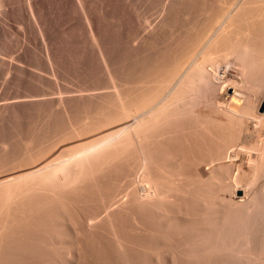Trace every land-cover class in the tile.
I'll return each instance as SVG.
<instances>
[{"label":"rangeland","instance_id":"374dc122","mask_svg":"<svg viewBox=\"0 0 264 264\" xmlns=\"http://www.w3.org/2000/svg\"><path fill=\"white\" fill-rule=\"evenodd\" d=\"M161 1H163V3ZM164 1L165 0H152V1L141 0L140 2V0H138L137 10L139 11L137 12L139 13H137L136 14L137 16H135L130 0H94V1L92 0V19L94 25L93 34L95 33L94 34L95 36L91 38L89 37V35L85 34L78 20L72 19L69 8L64 4L57 3L54 0H41L42 4L38 7L39 11L37 10L36 12V17L39 20L38 27L41 33V36L39 37L36 28L29 21L28 16L24 11H19L15 9L14 5H11L8 0H0V101L2 100L0 102V142H1L0 143V151H1L0 174L9 172L11 170H16L22 167H27V166L31 167L33 166V164H37L45 159H47L46 161L49 164L47 165V167L45 166L40 169L30 171L24 177L18 180H14L10 185L11 195L8 198H5L3 192L0 194V225L2 224V220L8 217L9 222L11 221L10 222L11 228L15 229L18 226L19 221L24 216H26L23 218L25 220V223L27 222L25 226L26 229L25 233H27L26 238L28 239L27 253H26V258L27 256L28 258L26 259V264H31V262L32 264H35L36 262H37L36 264H40L41 262L45 264V261L46 264H55V263L63 264V262H65L64 264L66 263L95 264L97 262H98L97 264H99V262L100 264H107V263L114 264L117 262H118L117 264H128V263L147 264L149 260L153 261L154 264H171V262L172 264H177V263L178 264H210V263L211 264H264V238H263L264 237V209H263L264 193H262L264 192V190H262L264 189V181H263L264 154L261 156V158L256 160L257 164L256 161L253 160L254 162H251V160H249L253 158H247L244 155L241 156V158L240 156H238L237 157L238 159L237 158L233 159L234 164L231 162L232 160L230 157H226V151L229 148H232V146L237 147L240 144L241 136L243 135L245 129L247 135L250 136L249 137L246 136V138L248 137L247 139L244 138L243 144L251 148L254 147L257 144L258 139L261 140L262 136L264 135L263 133L264 128H262L264 127L263 126L264 120L261 123L256 124L255 125L256 127L255 126L254 128L251 127L252 130L251 128L248 127V124L246 122L248 120L247 119L248 115L252 116L253 114L262 113L264 111V103H263L264 100L261 101L260 98L263 96L264 93V89H263L264 86H262L261 88V84L262 85L264 84L263 81L264 80V36H261L260 38L257 37L255 40L256 43L261 46V48L258 51L255 50L254 52H251L243 47L242 42L244 41V38L246 36V35L244 36V33L242 34V32H238L235 35H232L231 37H229V39L226 42H224V44L220 46V48L222 49H220V51L217 53V56H214L215 59L217 58L216 61L213 57H211L215 61L214 62L213 60H211L213 64L209 60L206 62L207 64L206 63L204 64L205 68L207 67L206 69L198 70V71L197 69H191L187 71L186 73H184L185 77L183 74L181 78H179V80L175 83L176 85L171 87L173 90L171 88L168 90L169 88L168 82H170L169 85H171L174 79L178 77L180 72L179 70H181L186 56L189 55V51H191L190 49L194 48V46L197 43V40L200 38L201 32L199 31L205 25L207 26V24L213 18V14L215 12L216 7L218 6V3L216 0H207L206 4L202 5V3H200L201 0H196V1L180 0L182 1L181 3L180 1L175 0L173 2L175 5L173 3H170L167 4L168 6H165V8L168 7L166 8L168 11L165 10V8L163 11H161L162 7L160 6H163ZM143 4H145L147 7L145 6L143 7ZM146 8L149 9L146 10ZM183 8H185V10ZM155 10L157 12H160L158 13L159 17L156 16L157 12ZM152 11L154 12L152 13ZM162 12L166 18L162 15ZM195 13L196 14L198 13L199 15L197 14L198 15L197 16ZM150 16H153L154 18L153 17L150 18ZM207 16H209L208 17L209 19L207 18ZM145 17H149L150 20H148L149 18H145ZM247 17L246 18L248 19V21L253 19L252 16H247ZM145 19H147L149 22L146 23ZM162 19L165 21H163ZM144 20H145V25L143 23ZM153 21H155L154 23L156 25L153 24ZM138 22L139 24H141V26H139ZM198 23L200 26H198ZM148 24L151 27L155 25L154 26L155 28L153 27L151 30V27ZM163 25L165 26L163 27ZM185 27L187 28V31ZM141 28L143 30L147 28L148 30L146 31L145 29L146 31L145 32ZM170 29H172L171 32ZM192 32L194 35L192 34ZM98 35L99 37L97 38ZM138 35L139 36L141 35L140 38ZM95 38H97L98 40L96 41L97 43L95 42ZM99 49L101 52H99ZM103 53L104 55H102ZM228 56L230 58L233 56L231 60L232 61L235 60V61L233 62L231 60L227 61V59H230L228 58ZM244 56L246 60L243 58ZM103 57L105 58L104 60H102ZM238 57L240 60L243 59L244 64H242V60L241 62H238L239 60ZM248 58L250 59V63L252 61L251 64L249 63ZM153 61L156 63H154ZM218 61L219 63H221V65L218 63ZM244 61H247L246 63H249L250 66L252 65L251 70L253 72H251V70L249 69L250 66L248 64L246 65ZM230 62L231 64H229ZM105 63H107V65H104ZM172 63L174 66L172 65ZM174 63H176V65ZM216 63H218L217 65H219L217 66V68L222 67L224 64L228 63L230 65L228 68L229 70L227 69L226 72L227 71L228 72L226 74L224 73L226 75L225 77L221 72H218L217 73V75L219 74L218 78L211 77V79H208L209 77L206 75L209 72H207L206 70L208 71H210L211 69L214 70V68H216ZM234 63L236 64L241 63L240 67L243 68L240 69H242V71L246 69L247 71L246 70H245L246 72L244 71L246 75L245 74L242 75L244 72H241L240 74V71L239 72L237 71L240 70L238 69L239 64L236 65ZM211 64L212 66L214 65L213 66L214 68L211 66ZM234 65H236L238 68ZM107 67H109V69H107ZM208 67H212V68L209 69ZM247 68L250 70L249 72ZM151 70L152 71L155 70V72H152ZM162 71H164L167 75ZM202 71H204V73H202ZM156 72L158 74H156ZM205 72L207 73L206 75ZM233 72L236 74V77L235 74H233ZM157 75L159 76V78ZM169 75H171V77H169ZM198 75L200 77L205 76L204 78L207 77L209 81L217 80L218 83L222 82V84L218 85L217 82H214L213 84L216 83L217 85L215 84L216 86L214 85L212 86L210 82V85H207L208 87H206L208 90V92L206 90L207 92V96H206L205 94L206 92L204 91L205 89H203V86H205L206 83L202 84V82L205 79L200 78ZM208 75L211 76L210 73ZM238 75L241 77V79L240 77H238ZM140 76L141 78L139 79ZM245 76H248L250 79L248 80V77ZM242 77H245V79ZM160 78H162V80L157 82V80H159ZM111 79L113 80V82ZM207 79L205 80V82L207 81ZM220 79L222 81H219ZM230 79L232 82H234L232 83L233 87L229 84L227 85L231 87L230 91L232 90V88H234V85L235 87L241 88V91H239L240 90L239 88H234L235 96L233 95L234 101L236 99L237 100L242 99L238 101L240 102L239 103L240 105L238 104L237 101H235V103L234 101L231 102V100H229L228 95L221 98L222 92L221 91L219 92V90L221 88L223 90L227 81L231 84ZM136 80H138L139 84L137 83ZM151 80L153 81V84ZM164 80L166 83L164 82ZM242 80H246L247 84H245L244 81L243 83ZM223 81L225 85L223 84ZM249 81H251L252 83ZM124 82L126 83V85ZM239 82L240 83L242 82V84L245 85L242 86L241 84V86H238L240 85ZM257 82L260 83L255 86ZM113 83L114 85H117V87L115 86V88H113L114 87ZM133 83H135V86ZM252 84L254 85V87ZM132 85L134 88L132 87ZM162 85H164L165 87ZM201 85L202 87L199 89L198 87H200ZM223 85L224 87H222ZM248 85L251 86L250 88L251 90L250 89L248 90L249 92L244 87L247 86V88H249ZM104 87L106 89L108 88L110 91L107 89L106 92V89ZM242 87L244 88L242 89ZM92 88H94V91H92ZM119 88H120V94H118ZM208 88L210 89V91ZM100 89L102 90L104 89V90L101 91ZM166 89L168 91H166ZM201 89L203 90V92L202 91L199 92V90ZM215 89L217 90L216 92L213 93L212 91H215ZM236 89L238 92V93L236 92L237 94L235 93ZM252 89L255 90L257 89L259 93ZM57 90L60 91V94L58 93ZM157 90L160 93L157 92ZM193 90L195 91L194 93ZM243 90L244 92H242ZM146 91L148 94L146 93ZM217 91L220 94V96L217 93ZM252 91H254L255 96ZM198 92L201 96L205 94L204 96L206 98L204 96L201 97L200 95H198ZM239 92L242 93L241 94L242 96H239ZM260 92L262 93L260 94ZM161 93H162L161 96L162 99L160 100ZM165 93L169 97L167 95L163 96ZM195 93L197 96H199L198 97L199 99L196 97V95H194ZM117 94L119 95V97L121 96L120 99L122 98L121 100L122 102L121 101L119 102V98L117 97L118 96ZM142 94H144V96ZM190 94L191 95L193 94V96H191ZM91 95L96 97H92ZM184 95L186 97L188 96V98L185 99ZM256 95H258V98L256 97ZM210 96L215 97L216 100L212 99L213 97ZM193 97L195 98V100H193ZM254 97L256 98V100ZM156 98H157V102H156L157 105L154 108L155 111L147 113L144 116V118H142L143 121L142 119L139 118L138 120L137 114H139V112L145 109H148L149 107L147 108V106L150 105L151 107L153 102L155 104ZM165 98L167 101L164 100ZM172 98L173 100H177L179 98L182 99L174 102ZM205 99H207V101L210 102V104L209 103L207 104V101L205 102ZM211 99L214 101H212ZM97 100L99 101L101 100L103 102L98 101L97 103ZM168 100L169 101L172 100L173 102L170 101L171 103L168 104L169 103ZM217 100L219 103L216 102ZM221 100H223L224 103L220 102ZM255 101L258 102L256 103ZM121 103L123 108L121 106ZM160 103L162 104L159 105ZM141 104L142 106H138ZM216 104L217 105L220 104L218 105L219 107L216 106ZM224 104H225V108H224ZM237 104L239 105V108ZM233 105L237 106L238 109H236L235 106L234 108ZM161 106L162 108H160ZM251 106L252 108H249ZM102 107L104 110H102ZM129 107L131 108V110L129 109ZM195 108H197L196 112H195ZM228 108H231L236 112L231 111ZM121 109L122 110L125 109V110L122 111ZM204 109L207 111V113H200L201 110L203 112ZM132 110L134 113L132 112ZM185 110L188 111L186 112ZM253 110H255L254 113ZM135 111H139V112L137 113ZM198 111L200 114L198 113ZM127 113L130 117L132 115V117L130 118L127 115ZM217 116L219 117L217 118ZM222 119L224 120L222 121ZM126 120L127 121L131 120V121L127 123ZM241 120L243 122H241ZM105 125L107 127L109 126V128L107 129ZM124 125H125V130H127V132H124V134L121 135L120 134L121 132L119 130ZM257 125H260L262 127L260 126L258 127ZM115 126L120 128L118 129ZM101 128L102 130H100ZM132 128L133 130H131ZM103 129H104V133H103ZM110 129H112L113 131ZM74 130L76 132H74ZM93 130L94 131L97 130L98 132L97 131L94 132ZM247 130L249 132L251 131L252 133L248 134L249 132ZM90 133H91V137H90ZM101 133L104 135H101ZM84 134H86L87 137ZM28 135L29 136L31 135L32 138L31 137L29 138ZM81 136H83V138ZM135 136L137 138H135ZM28 138L30 140H28ZM143 138L145 139V141ZM262 139H264V137ZM2 142L5 144H3ZM77 142L79 143V146ZM59 144L61 145L58 146ZM135 144L137 147L135 146ZM138 144L140 145V149ZM3 145L4 147L5 146L7 147L4 148ZM61 146L63 148H61ZM54 148L56 149L61 148V149L60 150L58 149L59 151H57ZM64 148H68V149H64ZM53 150H55L56 153ZM140 154H143L146 157V162H145L146 166L144 165V167L142 168L139 167L137 168ZM244 157L246 161H244ZM59 160H63L60 165L58 166L51 165L52 163H55ZM219 160H221V162ZM214 161H216L219 164L216 165L217 163L215 162L216 163L215 164ZM225 161L226 162L228 161L230 163L227 164ZM211 162L215 166H212L213 164H211ZM236 164L239 168L236 166ZM210 166L212 167L210 168ZM240 166L242 168H240ZM255 167L258 169L256 170ZM136 168L139 170H137ZM211 169L214 171V173H212L213 171ZM135 170L140 171L139 173L136 171L140 175L138 174L134 175ZM245 170L247 171V174ZM198 172L202 173V176H200V173ZM237 172H240L239 175L237 174ZM252 174L254 176L251 180L254 181H252V183H249L248 180L252 177L251 176ZM150 176L152 177L151 180L149 178ZM203 176H205L203 178L204 180L199 179ZM140 178L141 180H139ZM214 178H216L217 180ZM254 178H256V180ZM229 179L231 180V182L229 181ZM232 179L235 181H233ZM155 180L157 181V184ZM161 180L164 182H162ZM237 180L239 182H237ZM241 180H243L242 181L243 183L241 182ZM138 181H140L141 184H139L140 182L137 183ZM165 181L172 184L168 185V183L166 184ZM174 182H176V184L178 182V184L176 185L174 184ZM253 183H255V185ZM149 184L152 186L151 189H155L157 194L155 196L154 195L151 196L154 198L151 199L150 197V199L147 202H140L138 200L137 195L138 193H140L141 190L143 192L147 191L148 189L150 190ZM242 184L244 185L242 186ZM245 184H247V189ZM249 184H251V186H249ZM140 185L141 188L143 186L142 189L140 188ZM182 185H186V187ZM232 185H236L237 188L239 187L238 188L239 190H236L233 193ZM144 186L146 188H144ZM165 187L166 188L168 187L170 190L169 189L167 190ZM243 187L244 189L242 190ZM34 188L36 190H34ZM47 190L50 191L51 194ZM162 190H164V193H162L163 192ZM44 191H46L47 193ZM122 193L123 194L127 193V195L125 194L124 196H122L123 195ZM157 195L159 197H157ZM245 195L247 196L245 197ZM118 196H121V198L126 197L128 203L126 202L124 207H122V209H120L117 212L114 210V212L110 215L101 216L102 212L106 208L105 206L110 204ZM243 197L245 199H243ZM253 199L255 201H253ZM246 203H250V205ZM248 205L249 207H247ZM72 207H74V209ZM168 212L169 214H167ZM91 216L94 217L93 219L97 217V220H95V223L93 222L91 225H88V222L86 221L85 218H90ZM172 216L174 218H172ZM218 221H220L219 224ZM112 225L114 228H112ZM34 226L36 228H33ZM92 227L94 230L92 229ZM70 228L72 229L71 232L69 231ZM101 230L104 233H102ZM114 231L117 236L114 234ZM214 233H216V236ZM81 236L83 238H81ZM115 236L119 238V240H117ZM75 237L79 239L81 238V240L76 239ZM95 237L97 239H95ZM121 240L123 242H121ZM94 249L95 251H93ZM208 250L210 251L208 252ZM91 251L94 254H97V256L92 254ZM230 251H232V253ZM86 252L89 253L87 256H85L87 254ZM254 256L257 258H255ZM72 257H74V260ZM80 258H82L81 260H79L81 261V263H79L78 261V259ZM91 258L94 260L95 263L94 262L91 263L93 261L91 260ZM260 259H262L263 261ZM75 260L77 263L75 262ZM252 261H254V263Z\"/></svg>","mask_w":264,"mask_h":264},{"label":"bare ground","instance_id":"6f19581e","mask_svg":"<svg viewBox=\"0 0 264 264\" xmlns=\"http://www.w3.org/2000/svg\"><path fill=\"white\" fill-rule=\"evenodd\" d=\"M9 1V3L11 4V5H14V8L15 9H17V10H19V11H24L26 14H27V16H28V19H29V21L34 25V27L36 28V30H37V33H38V36L40 37L41 36V33H40V30H39V20L37 19V17H36V12H37V10H38V7L42 4L41 3V0H8ZM54 1H56L57 3H61V4H64V5H66L68 8H69V10H70V13H71V17H72V19H76V20H78V22L80 23V25H81V27L83 28V30H84V32H85V34H87V35H89V37H91V38H93L95 35V33L93 34V31H94V25H93V19H92V0H54ZM94 1V0H93ZM150 1H152V0H150ZM175 0H165L164 1V4H163V6H160V7H162L161 8V11H163L164 10V8H165V6H168L167 4H170V3H173ZM178 1H180V0H178ZM178 1H177V3H178ZM191 1V0H190ZM189 1V2H190ZM196 1V0H195ZM217 1V3H218V6L216 7V9H215V12H214V14H213V18L210 20V22L207 24V26L205 25L204 27H202V29L199 31V32H201L200 33V38L197 40V43H196V45L194 46V48H192V49H190L191 51H189V55L188 56H186L185 54V56H186V58H185V61H184V63H183V65L182 64H180V65H182V68H181V70H179L180 72H179V75H178V77H176V75H175V77H176V79H174V81H173V83L171 84V85H169L170 84V82H168L169 84H168V86H169V88H168V90L171 88V87H173L174 85H176L175 83L179 80V78H181V76L184 74V73H186L187 71H189V70H191V69H197V71L198 70H204V69H206L205 68V66H204V64L207 62V61H211V60H213L214 61V56H217V53L220 51V49H222V48H220V46L222 45V44H224V42H226L228 39H229V37H231L232 35H235L236 33H238V32H242V34L244 33V36H245V38H244V41L242 42L243 43V47L246 49V50H249V51H251V52H254L255 50L256 51H258L260 48H261V46L259 45V44H257L256 43V38L257 37H261V36H264V0H216ZM130 2H131V5H132V9H133V12H134V15L135 16H137L136 14L137 13H139V12H137V11H139V10H137V7H138V0H130ZM140 2H141V0H140ZM162 3H163V1H161ZM182 1H180V3H181ZM188 2V3H189ZM206 2H207V0H201L200 1V3H202V5H205L206 4ZM143 3V2H142ZM187 3V4H188ZM49 4V3H48ZM96 4V3H95ZM174 4V3H173ZM182 4H184V3H182ZM97 5V4H96ZM95 5V6H96ZM161 5V4H160ZM175 5V4H174ZM48 6V5H47ZM102 6V5H101ZM147 7L145 4H143V7ZM184 6V5H183ZM188 6V5H187ZM125 7V6H124ZM129 7H130V5H129ZM152 7V6H151ZM150 7V8H151ZM102 8V7H101ZM155 8V7H154ZM153 8V9H154ZM166 8H168V7H166ZM165 8V10H167ZM196 8V7H195ZM203 8V7H202ZM209 8V7H208ZM41 9V8H40ZM149 9V8H148ZM147 8H146V10H148ZM175 9V8H174ZM184 10H185V8H183ZM194 9V8H193ZM206 9V8H205ZM204 9V10H205ZM125 10V9H124ZM157 10V9H156ZM155 10V11H156ZM169 10H171V9H169ZM39 11V10H38ZM141 11V10H140ZM150 11H151V9H150ZM149 11V12H150ZM168 11V10H167ZM187 11V10H186ZM199 11V10H198ZM144 12H145V10H144ZM148 12V11H147ZM154 11H152V13H153ZM157 12V11H156ZM202 12V11H201ZM206 12V11H205ZM99 13V12H98ZM143 13V12H142ZM158 13H160V12H157V15L156 16H158L159 14ZM170 13V12H169ZM190 13H191V10H190ZM151 14V13H150ZM183 14V13H182ZM196 14V13H195ZM198 14V13H197ZM196 14V15H197ZM144 15H145V13H144ZM162 15H163V12H162ZM161 15V16H162ZM169 15H171V14H169ZM199 15V14H198ZM197 15V16H198ZM206 15V14H205ZM208 15V14H207ZM141 16V15H140ZM147 16V15H146ZM154 16V15H153ZM153 16H150V18L151 17H153ZM160 16V17H161ZM164 16V15H163ZM174 16V15H173ZM185 16V15H184ZM193 16V15H192ZM195 16V15H194ZM247 16H252L253 17V19L252 20H249L248 21V17ZM100 17V16H99ZM159 17V16H158ZM165 17V16H164ZM175 17V16H174ZM191 17V16H190ZM200 17V16H199ZM209 16H207V18H208ZM247 17V18H246ZM39 18V17H38ZM145 18H149V17H145ZM150 18L148 19V20H150ZM154 18V17H153ZM163 18V17H162ZM166 18V17H165ZM168 18V17H167ZM172 18V17H171ZM138 19V18H137ZM140 19V18H139ZM141 19H142V17H141ZM175 19V18H174ZM185 19V18H184ZM187 19H188V17H187ZM192 19V18H191ZM200 19V18H199ZM203 19V18H202ZM205 19V18H204ZM209 19V18H208ZM100 20V19H99ZM146 20V23H148L149 21L147 20V19H145ZM145 20H144V25H145ZM153 20V19H152ZM156 20V19H155ZM163 20V19H162ZM173 20V19H172ZM194 20V19H193ZM197 20V19H196ZM206 20V19H205ZM159 21V20H158ZM163 21H165V20H163ZM155 21H153V24H155L154 23ZM161 22V21H160ZM167 22V21H166ZM173 22V21H172ZM193 22V21H192ZM195 22V21H194ZM206 22V21H205ZM141 23V22H140ZM150 23H152V22H150ZM149 23V24H150ZM202 23V22H201ZM138 24H139V22H138ZM148 24V25H149ZM152 24V25H153ZM164 24V23H163ZM171 24V23H170ZM174 24V23H173ZM188 24H190V23H188ZM203 24V23H202ZM206 24V23H205ZM143 25V26H144ZM156 25V24H155ZM154 25V26H155ZM172 25V24H171ZM139 26H141V24H139ZM150 26V25H149ZM154 26H150L151 27V30H152V28L154 27ZM161 26V25H160ZM165 25H163V27H164ZM185 26H187V25H185ZM198 26H200L199 25V23H198ZM202 26V25H201ZM145 27V26H144ZM167 27V26H166ZM165 27V28H166ZM173 27V26H172ZM155 28V27H154ZM160 28H162V27H160ZM168 28H169V26H168ZM171 28V27H170ZM186 28V27H185ZM198 28V27H197ZM142 29V28H141ZM146 29V31L148 30L147 28H145ZM145 29L143 30V31H145ZM156 30V29H155ZM155 30H153V31H155ZM171 30L172 29H170V32H171ZM194 30V29H193ZM197 30V29H196ZM145 31V32H146ZM158 31V30H157ZM186 31H187V28H186ZM189 31V30H188ZM142 32V31H141ZM140 32V33H141ZM150 32H152V31H150ZM190 32V31H189ZM140 33H138V34H140ZM198 33V32H197ZM143 34H144V32H143ZM192 34H193V32H192ZM99 35H100V33H99ZM99 35L97 36V38L99 37ZM154 35H156V34H154ZM187 35V34H186ZM194 35V34H193ZM139 36V35H138ZM141 36V35H140ZM140 36H139V38H140ZM144 37V36H143ZM187 37V36H186ZM196 37V36H195ZM198 37V36H197ZM241 37V36H240ZM97 38H95V42L96 41H98L97 40ZM138 38V37H137ZM151 38H153V37H151ZM194 38V37H193ZM90 39V38H89ZM145 39V38H144ZM188 39H189V37H188ZM197 39V38H196ZM195 39V40H196ZM238 39V38H237ZM141 40H142V37H141ZM153 40V39H152ZM231 40V39H230ZM94 41V40H93ZM193 41V40H192ZM263 41V40H262ZM133 42V41H132ZM229 42H231V41H229ZM237 42H238V40H237ZM97 43V42H96ZM134 43H135V41H134ZM134 43H132V44H134ZM143 43V42H142ZM188 43V42H187ZM191 43V42H190ZM195 43V42H194ZM99 44V43H98ZM102 44V43H101ZM151 44V43H150ZM192 44V43H191ZM143 45V44H142ZM145 45V44H144ZM136 46V45H135ZM183 46V45H182ZM190 46V45H189ZM230 46V45H229ZM232 47H233V44H232ZM98 48H99V45H98ZM238 48V47H237ZM242 48V47H241ZM240 48V49H241ZM100 49H102V48H100ZM100 49H99V52H101L100 51ZM185 49H187V48H185ZM231 49V48H230ZM148 50V49H147ZM236 50V49H235ZM142 51V50H141ZM140 51V52H141ZM243 51V50H242ZM164 52V51H163ZM183 52V51H182ZM185 52H186V50H185ZM229 52V51H228ZM239 52V51H238ZM176 53V52H175ZM184 53V52H183ZM142 54V53H141ZM161 54V53H160ZM167 54V53H166ZM169 54V53H168ZM237 54V53H236ZM102 55H104V53L102 54ZM144 55V54H143ZM106 56H107V54H106ZM230 56V55H229ZM228 56V58H230ZM234 56V55H233ZM232 56V57H233ZM236 56V55H235ZM238 56V55H237ZM243 56V55H242ZM246 56V55H245ZM245 56L243 57L244 59H245ZM102 57V56H101ZM177 57V56H176ZM211 57H213L214 59H212ZM219 57V56H218ZM231 57V58H232ZM253 57V56H252ZM259 57V56H258ZM100 58V57H99ZM121 58V57H120ZM231 58L230 59H227V61L229 60H231ZM105 58L103 57V59L102 60H104ZM165 59V58H164ZM169 59V58H168ZM175 59V58H174ZM179 59V58H178ZM217 59V58H216ZM216 59H215V61H216ZM234 59H237V58H234ZM238 59H239V57H238ZM249 59V58H248ZM255 59V58H254ZM253 59V60H254ZM258 59V58H257ZM106 60H107V58H106ZM130 60V59H129ZM219 60V59H218ZM242 60V64H244L243 63V59H241ZM241 60L239 59L238 60V62H241ZM246 60V59H245ZM101 61V60H100ZM173 61V60H172ZM177 61V60H176ZM180 61H181V59H180ZM214 61V62H215ZM232 61V60H231ZM233 61H235V60H233ZM232 61V62H233ZM237 61V60H236ZM105 62V61H104ZM144 62V61H143ZM154 62V61H153ZM175 62V61H174ZM178 62V61H177ZM212 62V61H211ZM210 62V63H211ZM245 63L247 62V61H244ZM263 62V61H262ZM108 63V62H107ZM107 63H105L104 65H107ZM154 63H156V62H154ZM162 63V62H161ZM167 63V62H166ZM218 63H219V61H218ZM218 63H216V68H214L213 66H212V64H213V62H212V64H211V66L214 68V70L213 69H211L212 67H208L209 69H211L210 71H208V70H206L207 72H209L210 73V75L211 76H209L206 72H205V75L206 76H208L209 78L208 79H211V77L212 78H218L219 77V74L217 75V73L218 72H221L223 75H224V77L226 76L225 74L228 72H226V70L229 68V64H231V62L228 64V63H226V64H224L222 67H218L217 68V66H219V65H217ZM249 63H250V59H249ZM249 63H246V65L248 64L249 66H250V64L252 63V61H251V63L249 64ZM175 65H176V63H174ZM207 64V63H206ZM215 64V63H214ZM220 65H221V63H219ZM233 64V63H232ZM234 64H236V63H234ZM239 64V65H238ZM238 64H236V65H238L239 66V68L236 66V65H234V66H236L238 69H240V68H243V67H240V64L241 63H238ZM123 65V64H122ZM134 65V64H133ZM137 65V64H136ZM142 65V64H141ZM146 65V64H145ZM168 65V64H167ZM170 65V64H169ZM172 65H173V63H172ZM245 65V66H246ZM253 65H254V63H253ZM109 66V65H108ZM144 66V65H143ZM149 66V65H148ZM174 66V65H173ZM242 66V65H241ZM252 66V65H251ZM250 66V70H251V67ZM256 66V65H255ZM106 67V66H105ZM118 67V66H117ZM130 67H131V65H130ZM151 67H153V66H151ZM157 67V66H156ZM168 67V66H167ZM178 67V66H177ZM180 67V66H179ZM232 67H233V65H232ZM125 68H127V67H125ZM146 68V67H145ZM170 68H172V67H170ZM174 68V67H173ZM107 69H109V67H107ZM134 69V68H133ZM165 69V68H164ZM167 69V68H166ZM179 69V68H178ZM233 69V68H232ZM248 69V68H247ZM248 69V72L250 71ZM121 70V69H120ZM175 70H177V69H175ZM229 70V69H228ZM246 69H244V71H245ZM134 71V70H133ZM143 71V70H142ZM150 71V70H149ZM149 71H148V73H149ZM152 71V70H151ZM157 71H159V70H157ZM173 71V70H172ZM238 72L240 71V74H241V72H244V71H242V69H240V70H237ZM247 71V70H246ZM245 71V72H246ZM261 71V70H260ZM259 71V72H260ZM109 72V71H108ZM145 72V71H144ZM152 72H155V70L154 71H152ZM152 72H150V73H152ZM162 72H164V71H162ZM231 72V71H230ZM243 73L242 75H246V73ZM251 72H253L252 70H251ZM110 73V72H109ZM134 73V72H133ZM146 73V72H145ZM165 73V72H164ZM168 73V72H167ZM197 73V72H196ZM202 73H204V71H202ZM225 73V74H224ZM5 74V73H4ZM3 74V75H4ZM154 74V73H153ZM156 74H158L157 72H156ZM166 74V73H165ZM164 74V75H165ZM173 74H174V72H173ZM191 74V73H190ZM233 74H235L234 72H233ZM254 74V73H253ZM252 74V75H253ZM110 75V74H109ZM135 75V74H134ZM143 75V74H142ZM145 75V74H144ZM146 75H149V74H146ZM167 75V74H166ZM193 75H194V73H193ZM204 75V74H203ZM221 75V74H220ZM241 75V76H242ZM6 76V75H5ZM158 76V75H157ZM187 76V75H186ZM199 76V75H198ZM228 76H230V75H228ZM227 76V77H228ZM147 77H149V76H147ZM169 77H171V75H169ZM184 77H185V74H184ZM183 77V78H184ZM200 77V76H199ZM205 77V76H204ZM203 76H201L200 78H204ZM233 77V76H232ZM235 77H236V74H235ZM238 77H240L239 75H238ZM245 77H248V76H245ZM245 77H242V78H244L245 79ZM251 77V76H250ZM255 77H257V76H255ZM105 78V77H104ZM110 78H112V77H110ZM138 78V77H137ZM141 78V76L139 77V79ZM152 78V77H151ZM158 78H159V76H158ZM157 78V79H158ZM163 78V77H162ZM162 78H160L159 80H157V82L158 81H160V80H162ZM166 78V77H165ZM173 78H174V76H173ZM173 78H171V79H173ZM199 78V79H200ZM223 78V77H222ZM116 79V78H115ZM126 79V78H125ZM195 79V78H194ZM205 80L207 79V77L206 78H204ZM207 79V81L205 82V80L203 81L202 79V84L203 83H206L205 84V86H203V89H205L204 91L206 92V90H207V88L206 87H208L207 85H210V82H211V84H212V86L214 85V86H216L217 84L219 85H221L222 84V82H217V80H215V81H209ZM225 79V78H224ZM227 79V78H226ZM229 79V78H228ZM240 79H241V77H240ZM250 78L248 77V80H249ZM252 79H254V78H252ZM258 79H259V77H258ZM109 80V79H108ZM112 80V79H111ZM121 80H122V78H121ZM124 80V79H123ZM170 80V79H169ZM181 80H183V79H181ZM185 80V79H184ZM198 80V79H197ZM247 80V81H248ZM256 80V79H255ZM1 81H3V80H1ZM128 81V80H127ZM137 81V83H138V80H136ZM148 81V80H147ZM150 81V80H149ZM152 81V80H151ZM156 81V80H155ZM172 81V80H171ZM196 81V80H195ZM209 81V82H208ZM219 81H222L221 79L219 80ZM225 81V80H224ZM224 81H223V84H224ZM230 81H231V79H230ZM234 81V80H233ZM241 81V80H240ZM245 82V84H247L246 83V80H242V82ZM259 81V80H258ZM264 81V80H263ZM112 82H113V80H112ZM115 82V81H114ZM132 82V81H131ZM144 82V81H143ZM164 82H165V80H164ZM208 82V83H207ZM214 82H217V84L215 85V84H213ZM237 82V81H236ZM242 82L240 83V85H238V86H241V84H242ZM243 82V83H244ZM249 82H251V81H249ZM248 82V83H249ZM261 82V81H260ZM260 82H257L256 84H255V86L257 85V84H259ZM105 83V82H104ZM109 83V82H108ZM119 83V82H118ZM125 83V82H124ZM130 83V82H129ZM150 83V82H149ZM162 83V82H161ZM166 83V82H165ZM181 83V82H180ZM232 83H234V82H232L231 81V84L227 81V83H226V85H225V87H224V85L222 86V87H224L223 88V90H222V88L219 90V92L221 91L222 92V97L221 98H223L224 96H227L228 95V97H229V100H231V102L232 101H234V98H233V95H234V88H239L238 90L239 91H241V88L240 87H235V85H234V88H232V90L230 91V89H231V87L230 86H227L228 84L229 85H233ZM252 83V82H251ZM255 83V82H254ZM262 83V82H261ZM2 84V83H1ZM121 84V83H120ZM132 84V83H131ZM134 84V86H135V83H133ZM139 84V83H138ZM138 84H137V86H138ZM141 84H143V83H141ZM148 84V83H147ZM152 84H153V81H152ZM179 84V83H178ZM201 84V83H200ZM236 84V83H235ZM245 84H242V86L243 85H245ZM113 85H114V83H113ZM125 85H126V83H125ZM150 85V84H149ZM158 85V84H157ZM183 85H184V83H183ZM253 85V84H252ZM100 86V85H99ZM103 86V85H102ZM110 86H111V84H110ZM115 86L117 87V85H114V87L113 88H115ZM142 86V85H141ZM154 86V85H153ZM162 86H164V85H162ZM182 86V85H181ZM212 86H210V87H212ZM262 86H264V84L262 85L261 84V88H262ZM101 87V86H100ZM132 87H133V85H132ZM150 87V86H149ZM155 87V86H154ZM157 87V86H156ZM160 87V86H159ZM165 87V86H164ZM175 87H177V86H175ZM183 87V86H182ZM195 87H196V84H195ZM202 87V85L200 86V87H198L199 89ZM205 87V88H204ZM233 87V86H232ZM246 89H247V91L251 88V86H249L248 85V87L249 88H247V86H244ZM244 87H242V89L244 88ZM253 87H254V85H253ZM258 87V86H257ZM98 88V87H97ZM96 88V89H97ZM105 88V87H104ZM124 88V87H123ZM127 88V87H126ZM134 88V87H133ZM145 88H146V86H145ZM153 88V87H152ZM215 88H218V87H215ZM220 88V87H219ZM256 88V87H255ZM91 89V88H90ZM106 89V88H105ZM108 89V88H107ZM107 89H106V92H107ZM112 89V88H111ZM117 89V88H116ZM115 89V90H116ZM138 89V88H137ZM140 89V88H139ZM149 89V88H148ZM155 89H157V88H155ZM172 89V88H171ZM178 89V88H177ZM209 89V88H208ZM214 89V88H213ZM258 89V88H257ZM257 89L255 90V89H252V90H255V91H257ZM263 89H264V87H263ZM59 90V89H58ZM57 90V91H58ZM99 90V89H98ZM97 90V91H98ZM101 91H103L102 89H100ZM109 90V89H108ZM141 90V89H140ZM163 90H165V89H163ZM167 89H166V91H168ZM173 90V89H172ZM189 90H191V89H189ZM196 90H198V89H196ZM216 90L217 89H215V91H212L213 93L214 92H216ZM251 90V89H250ZM86 91V90H85ZM92 91H94V88H92ZM110 91V90H109ZM152 91V90H151ZM150 91V92H151ZM155 91V90H154ZM200 91H202L203 92V90L201 89V90H199V92ZM209 91H210V89H209ZM230 91V92H229ZM260 91V90H259ZM99 92V91H98ZM119 92V93H118ZM118 92H116V93H118V94H120V88H119V91ZM132 92V91H131ZM135 92V91H134ZM133 92V93H134ZM137 92H138V90H137ZM143 92V91H142ZM157 92H159L158 90H157ZM156 92V93H157ZM170 92H171V90H170ZM176 92V91H175ZM180 92V91H179ZM184 92V91H183ZM195 91L193 90V93H194ZM199 92H198V95H200L199 94ZM207 92H208V90H207ZM207 92L205 93L206 94V96H207ZM212 92H209V93H212ZM237 92V89H236V91H235V93ZM242 92H244V90L242 91ZM249 92V91H248ZM253 92V94H254V91H252ZM258 92V91H257ZM58 93L60 94V91H58ZM63 93V92H62ZM112 93H113V91H112ZM121 93H122V91H121ZM124 93H125V90H124ZM146 93H147V91H146ZM160 93V92H159ZM167 93V92H166ZM164 94L163 96H166L167 94ZM178 93V92H177ZM191 93V92H190ZM217 93H218V91H217ZM216 93V94H217ZM238 93V92H237ZM236 93V94H237ZM259 93V92H258ZM262 92H260V94H261ZM89 94V93H88ZM101 94V93H100ZM117 94V95H118ZM131 94V93H130ZM140 94H141V92H140ZM148 94V93H147ZM175 94V93H174ZM188 94V93H187ZM203 94V93H202ZM205 94H203V96L205 95ZM219 94V93H218ZM242 93L241 92H239V96H242L241 95ZM244 94V93H243ZM257 94V93H256ZM92 95H94V94H92ZM91 95V96H92ZM105 95V94H104ZM107 95H109V94H107ZM111 95V94H110ZM137 95H139V94H137ZM143 96H144V94H142ZM172 95V94H171ZM191 95V94H190ZM190 95H189V97H190ZM194 95H196V93L194 94ZM209 95V94H208ZM214 95V94H213ZM112 96V95H111ZM114 96H115V94H114ZM123 96V95H122ZM147 96V95H146ZM151 96V95H150ZM159 96V95H158ZM158 96H155V97H158ZM162 96V93H161V95H160V97ZM168 96V95H167ZM174 96V95H173ZM181 96V95H180ZM185 96V95H184ZM191 96H193V94L191 95ZM201 96V95H200ZM203 96H201V97H203ZM217 96V95H216ZM219 96H220V94H219ZM235 96V95H234ZM237 96V95H236ZM238 96V97H239ZM244 96V95H243ZM251 96V95H250ZM254 96H255V94H254ZM61 97V96H60ZM90 97V96H89ZM92 97H96V96H92ZM98 97H99V95H98ZM101 97V96H100ZM104 97V96H103ZM107 97V96H106ZM118 98H119V102L122 100V98L120 99V97H119V95L117 96ZM130 97V96H129ZM136 97V96H135ZM169 97V96H168ZM168 97H167V99H168ZM195 97V96H194ZM193 97V100H195V98L197 97H199V96H197L196 95V97L194 98ZM205 97V96H204ZM210 97H213V96H210ZM237 97V98H238ZM246 97V96H245ZM252 97V96H251ZM256 97L258 98V95H256ZM63 98V97H62ZM111 98H113V97H111ZM140 98H142V97H140ZM153 98V97H152ZM173 98H175V97H173ZM173 98H172V100H173ZM185 99L186 98H188V96L186 97H184ZM206 98V97H205ZM217 98V97H216ZM220 98V97H219ZM236 98V97H235ZM255 98V97H254ZM261 98V101L262 100H264V93H263V96L262 97H260ZM2 99H4V98H2ZM9 99V98H8ZM8 99H7V101H8ZM93 99V98H92ZM108 99V98H107ZM129 99V98H128ZM145 99H147V98H145ZM162 99V97L160 98V100ZM171 99V98H170ZM180 99H182V98H179V99H177V100H180ZM190 99V98H189ZM191 99H192V97H191ZM199 99V98H198ZM202 99V98H201ZM208 99H210V98H208ZM212 99H215V97H213ZM211 99V100H212ZM233 99V100H232ZM10 100V99H9ZM105 100V99H104ZM110 100V99H109ZM112 100V99H111ZM115 100V99H114ZM132 100V99H131ZM141 100V99H140ZM164 100H166V98L164 99ZM172 100H170V101H172ZM177 100H173L174 102L175 101H177ZM197 100V99H196ZM216 100V99H215ZM220 100V99H219ZM228 100V99H227ZM226 100V101H227ZM240 100H242V99H236L235 101H240ZM255 100H256V98H255ZM2 101V100H1ZM0 101V102H1ZM6 101V100H5ZM61 101V100H60ZM98 101L99 100H97V103H98ZM124 101V100H123ZM146 101V100H145ZM167 101V100H166ZM169 101V100H168ZM169 101V103L168 104H170L171 102ZM172 101V102H173ZM184 101V100H183ZM207 101V99H205V102ZM212 101H214V100H212ZM226 101H225V103H226ZM235 101H234V103H235ZM10 102V101H9ZM99 102H103V101H99ZM122 102V101H121ZM132 102V101H131ZM152 102V101H151ZM156 102H157V98H156V101H155V104H154V102H153V104H152V106L150 107V105L149 106H147V108L148 109H145V110H143V111H141V112H139V111H135V112H139V114H137L138 115V117H137V119L139 118V119H142V118H144V116L147 114V113H149V112H152V111H155V106L157 105L156 104ZM181 102V101H180ZM196 102V101H195ZM198 102V101H197ZM216 102H218V100L216 101ZM215 102V103H216ZM220 102H223L224 103V101L223 100H221ZM248 102V101H247ZM251 102V101H250ZM256 102V101H255ZM258 102V101H257ZM256 102V103H257ZM260 102V101H259ZM3 103V102H2ZM108 103H109V101H108ZM113 103V102H112ZM127 103V102H126ZM130 103V102H129ZM162 103H163V101H162ZM162 103H160L159 105H161ZM201 103V102H200ZM210 104V102H208L207 101V104ZM219 103V102H218ZM240 102H238V104H239ZM264 103V102H263ZM8 104V103H7ZM100 104V103H99ZM101 104H103V103H101ZM119 104V103H118ZM138 104V103H137ZM167 104V103H166ZM181 104V103H180ZM188 104V103H187ZM199 104V103H198ZM230 104V103H229ZM228 104V105H229ZM233 104V103H232ZM237 104V106H238V108H239V105ZM255 104V103H254ZM104 105H105V103H104ZM107 105V104H106ZM112 105V104H111ZM124 105V104H123ZM144 105V104H143ZM178 105V104H177ZM194 105V104H193ZM196 105V104H195ZM214 105V104H213ZM218 105H220V104H218ZM217 104H216V106H218ZM222 105V104H221ZM231 105V104H230ZM245 105V104H244ZM101 106V105H100ZM121 106H122V103H121ZM136 106V105H135ZM135 106H133V107H135ZM138 106H142V104L141 105H138ZM163 106H164V104H163ZM232 106V105H231ZM235 105H233V107H234ZM237 106H235L236 107V109H238L237 108ZM3 107V106H2ZM104 107V106H103ZM103 107H102V110H104L103 109ZM109 107V106H108ZM113 107V106H112ZM170 107V106H169ZM187 107H188V105H187ZM219 107V106H218ZM221 107V106H220ZM223 107V106H222ZM234 107V108H235ZM258 107V106H257ZM99 108V107H98ZM122 108H123V106H122ZM138 108V107H137ZM160 108H162V106L160 107ZM172 108V107H171ZM170 108V109H171ZM194 108V107H193ZM224 108H225V104H224ZM227 108V107H226ZM249 108H252V106L251 107H249ZM108 109V108H107ZM129 109L131 110V108L129 107ZM140 109H141V107H140ZM143 109V108H142ZM154 109V110H153ZM159 109V108H158ZM179 109V108H178ZM184 109V108H183ZM191 109V108H190ZM196 109L197 108H195V112H196ZM198 109H199V107H198ZM200 109H201V107H200ZM206 109V108H205ZM203 110V112H202V110H201V112L200 113H207V111L206 110ZM213 109V108H212ZM229 110H231V111H234V110H232L231 108H228ZM254 109V108H253ZM122 110V109H121ZM125 109H123L122 111H124ZM157 110V109H156ZM177 110V109H176ZM208 110V109H207ZM218 110H219V108H218ZM225 110V109H224ZM252 110V109H251ZM101 111V110H100ZM112 111V110H111ZM121 111V112H122ZM127 111V110H126ZM125 111V112H126ZM160 111V110H159ZM175 111V110H174ZM173 111V112H174ZM180 111V110H179ZM186 111V110H185ZM188 111V110H187ZM186 111V112H187ZM193 111H194V109H193ZM200 111V110H199ZM199 111H198V113H199ZM206 111V112H205ZM99 112V111H98ZM132 112H133V110H132ZM166 112V111H165ZM184 112V111H183ZM226 112V111H225ZM234 112H236V111H234ZM252 112V111H251ZM255 112V110H253V113ZM7 113V112H6ZM100 113V112H99ZM130 113V112H129ZM134 113V112H133ZM157 113H158V111H157ZM164 113V112H163ZM193 113V112H192ZM199 113V114H200ZM213 113V112H212ZM250 113V112H249ZM5 114V113H4ZM98 114V113H97ZM104 114V113H103ZM131 114V113H130ZM166 114V113H165ZM231 114V113H230ZM237 114H238V112H237ZM244 114V113H243ZM105 115V114H104ZM127 115H128V113H127ZM126 115V116H127ZM150 115V114H149ZM148 115V116H149ZM152 115V114H151ZM182 115V114H181ZM196 115V114H195ZM220 115V114H219ZM234 115V114H233ZM107 116V115H106ZM117 116V115H116ZM129 116V115H128ZM170 116V115H169ZM168 116V117H169ZM176 116V115H175ZM204 116V115H203ZM213 116V115H212ZM211 116V117H212ZM226 116V115H225ZM63 117V116H62ZM111 117V116H110ZM130 117V116H129ZM131 117H132V115H131ZM130 117V118H131ZM154 117V116H153ZM172 117V116H171ZM206 117V116H205ZM214 117H216V116H214ZM219 116H217V118H218ZM8 118V117H7ZM91 118V117H90ZM98 118V117H97ZM128 118V117H127ZM127 118H125V119H127ZM197 118V117H196ZM208 118V117H207ZM213 118V117H212ZM243 118V117H242ZM9 119V118H8ZM92 119V118H91ZM101 119V118H100ZM103 119V118H102ZM106 119V118H105ZM129 119V118H128ZM134 119V118H133ZM138 119V120H139ZM149 119V118H148ZM214 119V118H213ZM216 119V118H215ZM220 119H221V117H220ZM247 124H248V127L249 128H251V127H253L254 128V126L256 125V124H259V123H261L263 120H264V111L262 112V113H256V114H253L252 116L251 115H248V117H247ZM121 120H123V119H121ZM132 120V119H131ZM130 120V121H131ZM145 120V119H144ZM187 120V119H186ZM224 119H222V121H223ZM226 120V119H225ZM89 121V120H88ZM127 121V120H126ZM125 121V122H126ZM130 121H127V123H129ZM142 121H143V119H142ZM141 121V122H142ZM146 121V120H145ZM144 121V122H145ZM160 121V120H159ZM103 122V121H102ZM115 122V121H114ZM118 122V121H117ZM135 122V121H134ZM163 122V121H162ZM241 122H243L242 120H241ZM92 123V122H91ZM94 123V122H93ZM101 123V122H100ZM104 123V122H103ZM106 123V122H105ZM116 123V122H115ZM121 123V122H120ZM123 123H124V121H123ZM109 124V123H108ZM118 124V123H117ZM126 124V123H125ZM136 124H137V122H136ZM135 124V125H136ZM138 124H139V122H138ZM142 124V123H141ZM155 124V123H154ZM10 125V124H9ZM110 125V124H109ZM157 125V124H156ZM11 126V125H10ZM106 126V125H105ZM104 126V127H105ZM114 126V125H113ZM120 126V125H119ZM121 126H122V124H121ZM129 126V125H128ZM141 126V125H140ZM147 126V125H146ZM152 126H154V125H152ZM177 126V125H176ZM197 126V125H196ZM222 126V125H221ZM247 126V125H246ZM258 127L260 126V125H257ZM264 126V125H263ZM79 127V126H78ZM84 127V126H83ZM85 127H86V125H85ZM96 127V126H95ZM94 127V128H95ZM103 127V128H104ZM107 127V126H106ZM105 127V128H106ZM115 127H117V126H115ZM138 127V126H137ZM149 127V126H148ZM256 127V126H255ZM260 127H262V126H260ZM109 128V126L107 127V129ZM110 128H112V127H110ZM118 128V127H117ZM120 128V127H119ZM118 128V129H119ZM129 128V127H128ZM163 128V127H162ZM247 128V127H246ZM262 128H264V127H262ZM78 129V128H77ZM114 129V128H113ZM116 129V128H115ZM130 129V128H129ZM154 129V128H153ZM92 130V129H91ZM98 130V129H97ZM96 130V131H97ZM100 130H102V128L100 129ZM110 130H112V129H110ZM117 130V129H116ZM131 130H133V128L131 129ZM140 130V129H139ZM248 130H250V129H248ZM247 130V131H248ZM251 130H252V128H251ZM257 130V129H256ZM264 130V129H263ZM85 131V130H84ZM87 131V130H86ZM94 131V130H93ZM96 131H94V132H96ZM108 131V130H107ZM113 131V130H112ZM121 133V135H123L124 134V132H127V130H125V125L122 127V128H120V130H119ZM136 131V130H135ZM182 131V130H181ZM259 131V130H258ZM11 132V131H10ZM74 132H76L75 130H74ZM91 132V131H90ZM94 132H92V133H94ZM98 132V131H97ZM105 132H106V129H105ZM110 132V131H109ZM133 132V131H132ZM147 132H148V130H147ZM242 132V131H241ZM249 132V131H248ZM36 133V132H35ZM42 133V132H41ZM103 133H104V129H103ZM116 133V132H115ZM145 133V132H144ZM179 133V132H178ZM250 133H252L251 131L248 133V134H250ZM254 133V132H253ZM261 133V132H260ZM263 133H264V131H263ZM97 134H99V133H97ZM97 134H95V135H97ZM105 134H108V133H105ZM143 134V133H142ZM155 134V133H154ZM161 134V133H160ZM82 135V134H81ZM85 136H86V134H84ZM87 135H89V134H87ZM101 135H104V134H102L101 133ZM135 135V134H134ZM260 135V134H259ZM29 136V135H28ZM85 136H84V138H85ZM106 136V135H105ZM132 136V135H131ZM152 136V135H151ZM246 136H248L247 135V133H246V129L244 130V132H243V135L241 136V142H240V144L236 147H233L232 146V148H229L227 151H226V157H230L231 158V162L233 163V159H236L238 156H240V158H241V156H246L247 158H253V159H249V160H251V162H254V161H256L257 159H259V158H261V156L264 154V139H262L263 137H264V135L262 136V138H261V140H259L258 139V142H257V144L254 146V147H248V146H246V145H244L243 143V141H244V138H246ZM250 136V135H249ZM248 136V137H249ZM251 136H252V134H251ZM253 136H254V134H253ZM31 137V135L29 136V138ZM75 137V136H74ZM82 138H83V136H81ZM80 137V138H81ZM87 137V136H86ZM90 137H91V133H90ZM102 137V136H101ZM122 137V136H121ZM145 137H146V135H145ZM247 137V138H248ZM7 138V137H6ZM21 138V137H20ZM28 138V140H30ZM32 138V137H31ZM93 138V137H92ZM115 138H116V136H115ZM133 138V137H132ZM135 138H137L136 136H135ZM134 138V139H135ZM154 138V137H153ZM246 138V139H247ZM44 139V138H43ZM88 139H89V137H88ZM128 139V138H127ZM139 139H140V137H139ZM144 139V138H143ZM148 139V138H147ZM164 139V138H163ZM32 140V139H31ZM41 140V139H40ZM72 140V139H71ZM70 140V141H71ZM74 140V139H73ZM76 140H77V138H76ZM80 140V139H79ZM102 140V139H101ZM117 140V139H116ZM157 140V139H156ZM252 140V139H251ZM75 141V140H74ZM86 141V140H85ZM93 141V140H92ZM96 141V140H95ZM121 141V140H120ZM134 141V140H133ZM138 141V140H137ZM144 141H145V139H144ZM150 141V140H149ZM160 141V140H159ZM239 141V140H238ZM246 141V140H245ZM248 141V140H247ZM33 142V141H32ZM31 142V143H32ZM69 142V141H68ZM82 142V141H81ZM90 142V141H89ZM110 142V141H109ZM122 142V141H121ZM128 142V141H127ZM211 142V141H210ZM251 142V141H250ZM1 143V142H0ZM3 143V142H2ZM28 143V142H27ZM63 143H65V142H63ZM78 143V142H77ZM129 143V142H128ZM135 143V142H134ZM136 143H138V142H136ZM3 144H5V143H3ZM62 144V143H61ZM61 144H59L58 146H60ZM91 144V143H90ZM122 144V143H121ZM146 144V143H145ZM88 145H89V143H88ZM102 145V144H101ZM139 145V144H138ZM253 145V144H252ZM66 146H68V145H66ZM78 146H79V143H78ZM135 146H136V144H135ZM3 147H4V145H3ZM5 147H7V146H5ZM4 147V148H5ZM65 147V146H64ZM110 147V146H109ZM114 147V146H113ZM137 147V146H136ZM148 147V146H147ZM146 147V148H147ZM9 148V147H8ZM36 148V147H35ZM61 148H63L62 146H61ZM61 148H58L59 150L61 149ZM72 148H73V146H72ZM76 148H77V145H76ZM134 148V147H133ZM143 148V147H142ZM155 148V147H154ZM54 149H56V148H54ZM58 149H56L57 151H59ZM64 149H68V148H64ZM75 149V148H74ZM117 149V148H116ZM139 149H140V145H139ZM144 149V148H143ZM148 149H150V148H148ZM33 150V149H32ZM137 150V149H136ZM4 151V150H3ZM53 151H55V150H53ZM73 151V150H72ZM1 152V151H0ZM111 152V151H110ZM135 152V151H134ZM141 152V151H140ZM142 152H144V151H142ZM150 152V151H149ZM17 153V152H16ZM31 153V152H30ZM51 153H52V151H51ZM55 153H56V151H55ZM138 153V152H137ZM59 154V153H58ZM65 154V153H64ZM97 154V153H96ZM145 154V153H144ZM148 154V153H147ZM34 155V154H33ZM37 155V154H36ZM45 155V154H44ZM50 155V154H49ZM49 155H47V156H49ZM115 155V154H114ZM146 155V154H145ZM25 156V155H24ZM54 156V155H53ZM70 156V155H69ZM159 156V155H158ZM5 157V156H4ZM97 157V156H96ZM119 157V156H118ZM166 157V156H165ZM3 158V157H2ZM17 158V157H16ZM111 158V157H110ZM263 158V157H262ZM34 159V158H33ZM49 159H51V158H49ZM86 159V158H85ZM116 159V158H115ZM223 159V158H222ZM238 159V158H237ZM4 160V159H3ZM8 160V159H7ZM42 160V159H41ZM41 160H39V161H41ZM47 159H45V160H43V161H41V162H39V163H37V164H33V166H31V167H29V166H27V167H22V168H18V169H16V170H11V171H9V172H5V173H2V174H0V194L3 192V195L5 196V198H8L10 195H11V193H10V185L12 184V182L14 181V180H18V179H20V178H22V177H24L25 175H27L30 171H34V170H37V169H40V168H42V167H47V165H49L48 163H47V161H46ZM54 160V159H53ZM52 160V161H53ZM87 160H88V158H87ZM240 160V159H239ZM254 160V161H253ZM63 160H59V161H57V162H55V163H52L51 165L52 166H58V165H60L61 164V162H62ZM216 161H217V159H216ZM216 161H214V163L216 162ZM220 162H221V160H219ZM229 161V160H228ZM226 162L227 164H229L230 162ZM236 161V160H235ZM243 161V160H242ZM244 161H246L245 160V157H244ZM247 161H248V159H247ZM54 162V161H53ZM83 162V161H82ZM146 162V157L143 155V154H140L139 155V163H138V166H137V168L139 167V168H142V167H144V165L146 164L145 163ZM165 162V161H164ZM263 162V161H262ZM17 163V162H16ZM76 163H77V161H76ZM152 163V162H151ZM174 163V162H173ZM217 163V162H216ZM215 163V164H216ZM226 163H224V164H226ZM237 163H238V161H237ZM242 163V162H241ZM259 163H260V161H259ZM258 163V164H259ZM73 164V163H72ZM89 164V163H88ZM211 164H213L212 162H211ZM219 163H217L216 165H218ZM221 164V163H220ZM223 164V163H222ZM234 164V163H233ZM256 164H257V161H256ZM8 165V164H7ZM31 165V164H30ZM96 165V164H95ZM94 165V166H95ZM111 165V164H110ZM240 165V164H239ZM242 165H244V164H242ZM13 166V165H12ZM17 166V165H16ZM101 166V165H100ZM146 166V165H145ZM159 166V165H158ZM207 166V165H206ZM212 166H215L214 164L212 165ZM212 166H210V168L212 167ZM234 166V165H233ZM233 166H231V167H233ZM236 166H237V164H236ZM81 167V166H80ZM134 167V166H133ZM205 167V166H204ZM238 167V166H237ZM244 167V166H243ZM258 167V166H257ZM114 168H116V167H114ZM136 168V169H137ZM208 168V167H207ZM206 168V169H207ZM239 168V167H238ZM240 168H242L241 166H240ZM1 169V168H0ZM59 169V168H58ZM65 169V168H64ZM209 169V168H208ZM207 169V170H208ZM216 169V168H215ZM219 169V168H218ZM233 169V168H232ZM237 169V168H236ZM254 169V168H253ZM255 169L257 170L258 168H256L255 167ZM261 169H262V167H261ZM137 170H139V169H137ZM137 170H135V172L137 171ZM144 170H145V168H144ZM212 170V169H211ZM247 170V169H246ZM245 170V171H246ZM64 171V170H63ZM76 171V170H75ZM111 171V170H110ZM197 171H200V170H197ZM213 171V170H212ZM236 171V170H235ZM238 171V170H237ZM244 171V170H243ZM255 171V170H254ZM134 172V175L135 174H138L140 171H137L136 173ZM148 172V171H147ZM210 172V171H209ZM224 172V171H223ZM231 172V171H230ZM102 173V172H101ZM173 173V172H172ZM179 173V172H178ZM198 173H200V172H198ZM211 173V172H210ZM212 173H214V171L212 172ZM239 173L240 172H237V174L239 175ZM249 173V172H248ZM251 173V172H250ZM263 173V172H262ZM78 174V173H77ZM84 174V173H83ZM175 174V173H174ZM221 174V173H220ZM246 174H247V171H246ZM245 174V175H246ZM256 174V173H255ZM56 175V174H55ZM138 175H140V174H138ZM157 175V174H156ZM208 175V174H207ZM207 175H206V177H207ZM245 175H243V176H245ZM60 176V175H59ZM76 176V175H75ZM144 176H146V175H144ZM165 176V175H164ZM166 176H168V175H166ZM172 176V175H171ZM178 176V175H177ZM200 176H202V173H200ZM234 176V175H233ZM252 177L248 180L249 181V183H252V181H254V180H251L252 178H253V174L251 175ZM84 177V176H83ZM82 177V178H83ZM104 177V176H103ZM169 177H170V175H169ZM180 177V176H179ZM188 177V176H187ZM195 177V176H194ZM199 177V176H198ZM205 176H203V177H201V178H199V179H202V180H204L203 178H204ZM229 177H231V176H229ZM236 177V176H235ZM31 178V177H30ZM46 178V177H45ZM98 178V177H97ZM137 178V177H136ZM135 178V179H136ZM144 178V177H143ZM150 178V180H151V176L149 177ZM197 178V177H196ZM209 178V177H208ZM213 178V177H212ZM247 178V177H246ZM257 178V177H256ZM256 178H254L255 180H256ZM50 179V178H49ZM59 179V178H58ZM101 179V178H100ZM133 179V178H132ZM159 179V178H158ZM161 179V178H160ZM163 179V178H162ZM165 179V178H164ZM172 179V178H171ZM214 179H216V178H214ZM240 179H242V178H240ZM23 180V179H22ZM137 180V179H136ZM135 180V181H136ZM139 180H141V178L139 179ZM149 180V181H150ZM217 180V179H216ZM227 180H228V178H227ZM233 180V179H232ZM247 180V179H246ZM245 180V181H246ZM262 180V179H261ZM33 181V180H32ZM80 181V180H79ZM105 181V180H104ZM162 181V180H161ZM160 181V182H161ZM229 181L231 182V180L229 179ZM233 181H235V180H233ZM243 180H241V182H242ZM263 181H264V179H263ZM263 181H262V183H263ZM140 181H138L137 183H139ZM155 182H156V184H157V181L155 180ZM154 182V183H155ZM162 182H164V181H162ZM166 182V181H165ZM202 182V181H201ZM237 182H239L238 180H237ZM240 182V183H241ZM259 182V181H258ZM27 183V182H26ZM71 183V182H70ZM135 183V182H134ZM145 183V182H144ZM168 182H166V184H167ZM198 183H199V181H198ZM239 183V184H240ZM243 183V182H242ZM245 183V182H244ZM247 183V182H246ZM40 184V183H39ZM139 184H141V182L139 183ZM155 184V185H156ZM160 184V183H159ZM165 184V183H164ZM172 183H168V185H171ZM174 184H176V182H174ZM173 184V185H174ZM177 184H178V182H177ZM176 184V185H177ZM181 184V183H180ZM179 184V185H180ZM183 184V183H182ZM195 184V183H194ZM206 184V183H205ZM239 184H236V185H239ZM254 185H255V183H253ZM257 184V183H256ZM60 185V184H59ZM142 185H143V182H142ZM150 185V184H149ZM175 185V186H176ZM236 185H232L231 187H232V192L234 193V191H236V190H239L238 188H237V186ZM241 185V184H240ZM244 184H242V186H243ZM246 185V189H247V184H245ZM84 186V185H83ZM136 186V185H135ZM147 186V185H146ZM182 186H184V187H186V185H182ZM220 186V185H219ZM249 186H251V184H249ZM54 187V186H53ZM68 187V186H67ZM76 187V186H75ZM151 185H150V190L148 189L147 191H142L141 189L143 188V186H142V188H141V185H140V190L142 191H140V193H138V195H137V197H138V200L140 201V202H147L149 199H150V197L151 196H155L156 194H157V192L155 191V189H151ZM163 187V186H162ZM191 187V186H190ZM254 187V186H253ZM144 188H146L145 186H144ZM148 188V187H147ZM153 188H154V185H153ZM155 188H156V186H155ZM159 188V187H158ZM158 188H157V190H158ZM166 188V187H165ZM188 188V187H187ZM193 188V187H192ZM255 188V187H254ZM259 188V187H258ZM261 188V187H260ZM32 189V188H31ZM39 189V188H38ZM167 190L169 189L168 187L166 188ZM231 189V188H230ZM244 189V187L242 188V190ZM257 189V188H256ZM34 190H36L35 188H34ZM41 190V189H40ZM45 190V189H44ZM61 190V189H60ZM66 190V189H65ZM80 190V189H79ZM138 190V189H137ZM170 190V189H169ZM255 190V189H254ZM262 190H264V189H262ZM23 191V190H22ZM22 191H21V193H22ZM30 191V190H29ZM39 191V190H38ZM42 191V190H41ZM48 191V190H47ZM73 191V190H72ZM75 191V190H74ZM163 192L162 193H164V190H162ZM252 191V190H251ZM260 191V190H259ZM27 192V191H26ZM37 192V191H36ZM43 192V191H42ZM44 192H46V191H44ZM49 193H50V191H48ZM56 192V191H55ZM159 192V191H158ZM171 192H172V190H171ZM176 192V191H175ZM175 192H173V193H175ZM185 192V191H184ZM248 192V191H247ZM247 192H246V194H247ZM39 193V192H38ZM47 193V192H46ZM57 193V192H56ZM59 193V192H58ZM85 193V192H84ZM166 193V192H165ZM168 193H169V191H168ZM215 193V192H214ZM244 193V192H243ZM250 193V192H249ZM262 193H264V192H262ZM51 194V193H50ZM54 194V193H53ZM120 194H121V192H120ZM123 194V193H122ZM127 195V193H124L122 196H124V195ZM179 194V193H178ZM219 194V193H218ZM238 194V193H237ZM255 194V193H254ZM253 194V195H254ZM57 195V194H56ZM79 195V194H78ZM159 195V194H158ZM157 195V197H159ZM161 195V194H160ZM171 195V194H170ZM183 195V194H182ZM214 195H216V194H214ZM220 195V194H219ZM223 195V194H222ZM19 196V195H18ZM29 196V195H28ZM47 196V195H46ZM55 196V195H54ZM133 196V195H132ZM213 196V195H212ZM225 196V195H224ZM231 196V195H230ZM234 196H235V194H234ZM234 196H232V197H234ZM240 196V195H239ZM247 195H245V197H246ZM50 197V196H49ZM59 197H62V196H59ZM73 197H74V195H73ZM160 197H162V196H160ZM166 197V196H165ZM254 197V196H253ZM16 198V197H15ZM23 198V197H22ZM38 198H39V196H38ZM77 198V197H76ZM81 198V197H80ZM152 198H154V197H151V199ZM202 198H204V197H202ZM208 198V197H207ZM206 198V199H207ZM231 198V197H230ZM238 198V197H237ZM250 198V197H249ZM248 198V199H249ZM41 199V198H40ZM65 199V198H64ZM63 199V200H64ZM161 199V198H160ZM232 199V198H231ZM235 199V198H234ZM233 199V200H234ZM242 199V198H241ZM243 199H245L244 197H243ZM247 199V200H248ZM252 199V198H251ZM66 200V199H65ZM171 200V199H170ZM237 200V199H236ZM235 200V201H236ZM260 200H261V198H260ZM68 201V200H67ZM183 201V200H182ZM244 201V200H243ZM253 201H255L254 199H253ZM22 202V201H21ZM42 202H43V200H42ZM48 202V201H47ZM53 202V201H52ZM51 202V203H52ZM73 202H75V201H73ZM126 202H127V200H126V197H122L121 198V196H118V197H116L110 204H108L107 206H105L106 208L104 209V211L102 212V215L101 216H107V215H110V214H112L113 212H114V210L117 212V211H119L120 209H122V207H124V205L126 204ZM175 202V201H174ZM221 202H223V201H221ZM221 202H219V203H221ZM239 202H240V200H239ZM250 202V201H249ZM8 203V202H7ZM56 203V202H55ZM84 203V202H83ZM89 203V202H88ZM107 203V202H106ZM128 203V202H127ZM169 203V202H168ZM231 203V202H230ZM251 203V202H250ZM250 203H246V204H249L250 205ZM260 203V202H259ZM258 203V204H259ZM60 204V203H59ZM69 204V203H68ZM79 204V203H78ZM77 204V205H78ZM224 204V203H223ZM228 204V203H227ZM258 204H256V205H258ZM47 205V204H46ZM64 205V204H63ZM76 205V206H77ZM86 205V204H85ZM226 205V204H225ZM229 205V204H228ZM230 205H232V204H230ZM238 205H240V204H238ZM249 205L247 206V207H249ZM216 206V205H215ZM239 207V206H238ZM251 207V206H250ZM259 207V206H258ZM262 207V206H261ZM23 208H24V206H23ZM73 209H74V207H72ZM129 208V207H128ZM172 208V207H171ZM222 208V207H221ZM232 208V207H231ZM6 209H7V207H6ZM17 209V208H16ZM44 209V208H43ZM244 209V208H243ZM256 209V208H255ZM263 209H264V207H263ZM13 210V209H12ZM76 210V209H75ZM210 210V209H209ZM230 210V209H229ZM240 210V209H239ZM249 210V209H248ZM262 210V209H261ZM9 211V210H8ZM54 211V210H53ZM144 211V210H143ZM40 212V211H39ZM75 212H77V211H75ZM138 212V211H137ZM142 212V211H141ZM162 212V211H161ZM191 212V211H190ZM224 212V211H223ZM222 212V213H223ZM252 212V211H251ZM259 212V211H258ZM22 213V212H21ZM62 213V212H61ZM69 213V212H68ZM148 213V212H147ZM238 213V212H237ZM236 213V214H237ZM261 213V212H260ZM23 214H25V213H23ZM48 214V213H47ZM58 214H60V213H58ZM66 214V213H65ZM101 214V213H100ZM116 214V213H115ZM167 214H169V212L167 213ZM170 214H172V213H170ZM249 214V213H248ZM250 214H252V213H250ZM18 215V214H17ZM27 215V214H26ZM29 215V214H28ZM43 215V214H42ZM56 215V214H55ZM75 215V214H74ZM79 215V214H78ZM82 215V214H81ZM137 215V214H136ZM174 215H176V214H174ZM235 215V214H234ZM114 216V215H113ZM134 216V215H133ZM193 216V215H192ZM204 216V215H203ZM225 216V215H224ZM12 217V216H11ZM24 217H26V216H24ZM23 217V218H24ZM50 217V216H49ZM84 217V216H83ZM180 217V216H179ZM221 217V216H220ZM247 217V216H246ZM21 219L20 221H19V223H18V226L15 228V229H13V228H11V226H10V222H9V218L8 217H6L4 220H2V224L0 225V264H26V259L28 258V256H27V258H26V253H27V238H26V234L27 233H25V226H26V223H25V220L24 219ZM62 218V217H61ZM76 218V217H75ZM94 217H90V218H85L86 219V221L88 222V225H91L93 222L95 223V220H97V217H95V219H93ZM100 218V217H99ZM121 218V217H120ZM147 218V217H146ZM172 218H174L173 216H172ZM182 218H184V217H182ZM233 218V217H232ZM234 218H236V217H234ZM16 219V218H15ZM78 219H79V217H78ZM110 219V218H109ZM223 219V218H222ZM228 219V218H227ZM54 220V219H53ZM73 220V219H72ZM82 220V219H81ZM88 220H94V221H88ZM111 220V219H110ZM234 220H236V219H234ZM64 221V220H63ZM100 221V220H99ZM102 221V220H101ZM135 221V220H134ZM231 221V220H230ZM249 221V220H248ZM253 221V220H252ZM55 222V221H54ZM75 222V221H74ZM81 222V221H80ZM83 222V221H82ZM86 222V223H87ZM112 222H113V219H112ZM111 222V223H112ZM219 222L220 221H218V224H219ZM227 222V221H226ZM122 223V222H121ZM244 223V222H243ZM260 223H262V222H260ZM51 224V223H50ZM56 224V223H55ZM71 224V223H70ZM246 224V223H245ZM28 225V224H27ZM38 225V224H37ZM79 225V224H78ZM129 225H130V223H129ZM136 225H137V223H136ZM162 225V224H161ZM215 225V224H214ZM236 225V224H235ZM256 225V224H255ZM40 226V225H39ZM64 226V225H63ZM85 226V225H84ZM102 226H104V225H102ZM126 226V225H125ZM240 226V225H239ZM248 226V225H247ZM45 227V226H44ZM69 227V226H68ZM76 227V226H75ZM87 227V226H86ZM89 227V226H88ZM127 227V226H126ZM145 227V226H144ZM157 227V226H156ZM244 227V226H243ZM30 228V227H29ZM33 228H36L35 226L33 227ZM38 228V227H37ZM95 228V227H94ZM112 228H114L113 227V225H112ZM142 228V227H141ZM216 228V227H215ZM218 228V227H217ZM260 228V227H259ZM55 229V228H54ZM68 229V228H67ZM71 229V228H70ZM69 229V231L71 232L72 231V229L70 230ZM92 229H93V227H92ZM98 229V228H97ZM117 229V228H116ZM134 229V228H133ZM214 229V228H213ZM29 230V229H28ZM49 230V229H48ZM74 230V229H73ZM87 230V229H86ZM94 230V229H93ZM147 230V229H146ZM61 231V230H60ZM81 231V230H80ZM100 231V230H99ZM119 231V230H118ZM190 231V230H189ZM231 231V230H230ZM84 232V231H83ZM94 232V231H93ZM101 232L102 233H104L102 230H101ZM142 232V231H141ZM228 232V231H227ZM32 233H34V232H32ZM79 233V232H78ZM127 233H129V232H127ZM230 233V232H229ZM65 234V233H64ZM69 234V233H68ZM71 234V233H70ZM77 234V233H76ZM86 234V233H85ZM108 234V233H107ZM114 234H115V231H114ZM212 234V233H211ZM215 234V236H216V233H214ZM222 234V233H221ZM228 234V233H227ZM32 235V234H31ZM36 235V234H35ZM45 235V234H44ZM54 235V234H53ZM75 235V234H74ZM89 235V234H88ZM102 235H105V234H102ZM109 235V234H108ZM108 235H106V236H108ZM116 235V234H115ZM139 235V234H138ZM181 235V234H180ZM37 236V235H36ZM58 236V235H57ZM62 236V235H61ZM90 236H92V235H90ZM117 236V235H116ZM115 236V237H116ZM135 236H136V234H135ZM140 236V235H139ZM150 236V235H149ZM167 236V235H166ZM214 236V237H215ZM28 237V236H27ZM30 237V236H29ZM38 237V236H37ZM66 237V236H65ZM94 237V236H93ZM100 237H102V236H100ZM173 237V236H172ZM176 237V236H175ZM220 237V236H219ZM263 237V236H262ZM46 238V237H45ZM56 238H58V237H56ZM71 238V237H70ZM76 238V237H75ZM81 238H83L82 236H81ZM81 238L79 239V238H76V239H79V240H81ZM87 238V237H86ZM112 238V237H111ZM117 238V237H116ZM128 238V237H127ZM126 238V239H127ZM141 238V237H140ZM156 238V237H155ZM227 238H229V237H227ZM231 238V237H230ZM264 238V237H263ZM74 239V238H73ZM88 239V238H87ZM95 239H97L96 237H95ZM99 239V238H98ZM121 239V238H120ZM126 239H124V240H126ZM137 239V238H136ZM220 239V238H219ZM226 239V238H225ZM251 239V238H250ZM33 240V239H32ZM44 240V239H43ZM62 240V239H61ZM65 240V239H64ZM67 240V239H66ZM71 240V239H70ZM75 240V239H74ZM83 240V239H82ZM86 240V239H85ZM90 240H91V238H90ZM112 240V239H111ZM117 240H119V238H117ZM133 240V239H132ZM227 240V239H226ZM243 240V239H242ZM248 240V239H247ZM49 241V240H48ZM73 241V240H72ZM77 241V240H76ZM89 241V240H88ZM105 241V240H104ZM136 241V240H135ZM140 241V240H139ZM213 241H214V239H213ZM254 241H256V240H254ZM31 242V241H30ZM66 242V241H65ZM68 242V241H67ZM81 242V241H80ZM121 242H123L122 240H121ZM138 242V241H137ZM152 242V241H151ZM182 242V241H181ZM29 243V242H28ZM36 243H39V242H36ZM79 243V242H78ZM92 243V242H91ZM103 243V242H102ZM119 243V242H118ZM126 243V242H125ZM169 243V242H168ZM218 243V242H217ZM238 243V242H237ZM262 243V242H261ZM73 244H74V242H73ZM97 244V243H96ZM131 244V243H130ZM188 244V243H187ZM191 244V243H190ZM201 244V243H200ZM259 244V243H258ZM46 245V244H45ZM80 245V244H79ZM84 245H86V244H84ZM102 245V244H101ZM105 245V244H104ZM119 245H121V244H119ZM127 245V244H126ZM196 245V244H195ZM260 245V244H259ZM31 246V245H30ZM30 246H28V247H30ZM36 246V245H35ZM40 246V245H39ZM47 246H49V245H47ZM74 246V245H73ZM103 246V245H102ZM112 246H113V244H112ZM129 246V245H128ZM131 246V245H130ZM136 246H138V245H136ZM169 246V245H168ZM203 246V245H202ZM231 246H232V244H231ZM233 246H235V245H233ZM253 246H256V245H253ZM33 247V246H32ZM37 247V246H36ZM35 247V248H36ZM46 247V246H45ZM55 247V246H54ZM67 247V246H66ZM106 247H108V246H106ZM121 247V246H120ZM126 247V246H125ZM124 247V248H125ZM227 247V246H226ZM259 247V246H258ZM69 248V247H68ZM96 248H97V246H96ZM122 248V247H121ZM221 248H223V247H221ZM243 248V247H242ZM250 248V247H249ZM256 248V247H255ZM261 248V247H260ZM259 248V249H260ZM30 249V248H29ZM40 249H41V247H40ZM44 249V248H43ZM47 249V248H46ZM45 249V250H46ZM49 249V248H48ZM58 249V248H57ZM56 249V250H57ZM74 249V248H73ZM88 249V248H87ZM104 249H105V247H104ZM140 249V248H139ZM163 249V248H162ZM170 249V248H169ZM208 249H209V247H208ZM214 249V248H213ZM212 249V250H213ZM215 249H217V248H215ZM236 249V248H235ZM60 250V249H59ZM58 250V251H59ZM69 250V249H68ZM89 250V249H88ZM121 250H123V249H121ZM210 250H211V248H210ZM210 250H208V252L210 251ZM244 250V249H243ZM263 250V249H262ZM29 251V250H28ZM34 251V250H33ZM35 251H36V249H35ZM87 251V250H86ZM93 251H95V249L93 250ZM102 251V250H101ZM146 251V250H145ZM158 251V250H157ZM164 251V250H163ZM220 251V250H219ZM43 252V251H42ZM74 252V251H73ZM92 252V251H91ZM103 252V251H102ZM101 252V253H102ZM108 252V251H107ZM111 252H112V250H111ZM126 252V251H125ZM138 252V251H137ZM161 252V251H160ZM177 252V251H176ZM197 252H200V251H197ZM213 252H215V251H213ZM212 252V253H213ZM217 252V251H216ZM228 252V251H227ZM231 253H232V251H230ZM28 253H31V252H28ZM63 253V252H62ZM66 253H67V251H66ZM65 253V254H66ZM69 253V252H68ZM81 253V252H80ZM79 253V254H80ZM87 253V252H86ZM33 254V253H32ZM77 254H78V252H77ZM89 253H87L85 256H87ZM92 254H94L93 252H92ZM120 254V253H119ZM159 254V253H158ZM200 254V253H199ZM204 254V253H203ZM208 254V253H207ZM223 254H224V252H223ZM226 254V253H225ZM240 254V253H239ZM244 254H247V253H244ZM57 255H58V252H57ZM62 255V254H61ZM94 255H96L97 256V254H94ZM100 255V254H99ZM132 255V254H131ZM177 255V254H176ZM182 255V254H181ZM248 255H250V254H248ZM32 256V255H31ZM49 256V255H48ZM66 256V255H65ZM76 256V255H75ZM81 256V255H80ZM90 256H92V255H90ZM108 256V255H107ZM127 256V255H126ZM128 256H129V254H128ZM166 256V255H165ZM172 256V255H171ZM170 256V257H171ZM192 256V255H191ZM200 256V255H199ZM30 257V256H29ZM56 257V256H55ZM89 257V256H88ZM88 257H87V259H88ZM95 257V256H94ZM94 257H93V259H94ZM105 257V256H104ZM125 257V256H124ZM196 257V256H195ZM215 257V256H214ZM219 257V256H218ZM255 257V256H254ZM34 258V257H33ZM41 258V257H40ZM45 258V257H44ZM59 258H60V255H59ZM73 258V260H74V257H72ZM76 258V257H75ZM78 258V257H77ZM97 258V257H96ZM95 258V259H96ZM118 258V257H117ZM130 258V257H129ZM128 258V259H129ZM145 258V257H144ZM182 258V257H181ZM210 258V257H209ZM230 258V257H229ZM237 258V257H236ZM255 258H257V257H255ZM70 259V258H69ZM82 258H80V259H78V261L79 260H81ZM90 259V258H89ZM92 258H91V260H93ZM102 259H103V257H102ZM128 259H127V261H128ZM133 259V258H132ZM196 259V258H195ZM259 259V258H258ZM257 259V260H258ZM50 260V259H49ZM71 260V259H70ZM124 260V259H123ZM130 260V259H129ZM168 260H170V259H168ZM199 260V259H198ZM207 260V259H206ZM232 260V259H231ZM255 260V259H254ZM260 260H262V259H260ZM29 261V260H28ZM31 261H33V260H31ZM44 261V260H43ZM53 261V260H52ZM62 261H64V260H62ZM62 261H61V263H62ZM98 261V260H97ZM101 261H103V260H101ZM203 261V260H202ZM218 261V260H217ZM246 261V260H245ZM263 261V260H262ZM39 262V261H38ZM59 262V261H58ZM67 262V261H66ZM75 262H76V260H75ZM84 262H85V260H84ZM84 262H82V263H84ZM91 262V261H90ZM90 262H88V263H90ZM94 262V260L91 262V263H93ZM107 262V261H106ZM132 262V261H131ZM135 262V261H134ZM206 262V261H205ZM208 262H210V261H208ZM213 262V261H212ZM229 262V261H228ZM253 263H254V261H252ZM37 263V262H36ZM35 263V264H36ZM42 263V262H41ZM40 263V264H41ZM52 263V262H51ZM53 263H55V262H53ZM65 262H63V264H64ZM74 263V262H73ZM77 263V262H76ZM79 263H81V261H79ZM95 263V262H94ZM98 263V262H97ZM97 263H95V264H97ZM104 263H105V261H104ZM118 263V262H117ZM117 263H114V264H117ZM169 263V262H168ZM227 263V262H226ZM31 264H32V262H31ZM43 264V263H42ZM45 264H46V261H45ZM56 264V263H55ZM67 264V263H66ZM78 264V263H77ZM87 264V263H86ZM99 264H100V262H99ZM108 264V263H107ZM110 264V263H109ZM129 264V263H128ZM131 264V263H130ZM147 264H154L153 263V261H150L149 260V262L147 263ZM171 264H172V262H171ZM178 264V263H177ZM211 264V263H210Z\"/></svg>","mask_w":264,"mask_h":264}]
</instances>
